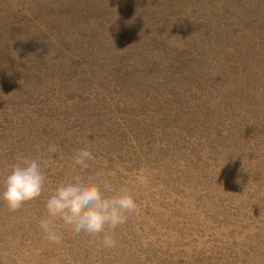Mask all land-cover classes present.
<instances>
[{"label": "rangeland", "instance_id": "obj_1", "mask_svg": "<svg viewBox=\"0 0 264 264\" xmlns=\"http://www.w3.org/2000/svg\"><path fill=\"white\" fill-rule=\"evenodd\" d=\"M81 146L138 205L111 249L39 227ZM24 157L0 264H264V0H0V194Z\"/></svg>", "mask_w": 264, "mask_h": 264}, {"label": "clouds", "instance_id": "obj_2", "mask_svg": "<svg viewBox=\"0 0 264 264\" xmlns=\"http://www.w3.org/2000/svg\"><path fill=\"white\" fill-rule=\"evenodd\" d=\"M47 150L55 152L57 146L50 145ZM72 160L74 166L69 174L45 201L46 214L40 218L39 227L46 239L60 243L59 221L74 235L101 236L104 248H114L115 230L127 222L130 214L138 211L137 202L126 188H116L109 178L98 173L81 174L79 170L90 169L95 160L87 146L76 149ZM46 179L40 161L24 157L13 164L5 176L0 198L10 211H16L42 195Z\"/></svg>", "mask_w": 264, "mask_h": 264}]
</instances>
